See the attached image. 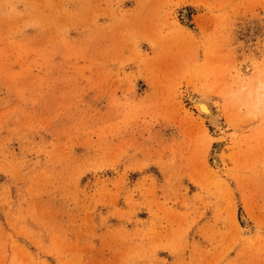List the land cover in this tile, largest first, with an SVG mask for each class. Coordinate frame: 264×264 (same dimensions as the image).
I'll return each instance as SVG.
<instances>
[{
	"label": "rangeland",
	"instance_id": "rangeland-1",
	"mask_svg": "<svg viewBox=\"0 0 264 264\" xmlns=\"http://www.w3.org/2000/svg\"><path fill=\"white\" fill-rule=\"evenodd\" d=\"M261 83L264 0H0V264H264Z\"/></svg>",
	"mask_w": 264,
	"mask_h": 264
},
{
	"label": "bare ground",
	"instance_id": "bare-ground-1",
	"mask_svg": "<svg viewBox=\"0 0 264 264\" xmlns=\"http://www.w3.org/2000/svg\"><path fill=\"white\" fill-rule=\"evenodd\" d=\"M246 69H247V67H246ZM261 85H262V83H261ZM257 86H260V85H257ZM261 87H263L264 88V85H262ZM261 87H256L255 88V90H257V88H261ZM262 89V88H261ZM256 92V91H255ZM263 92V91H262ZM262 92H260L261 94H262ZM260 93H255V97H254V99H255V103H257V104H254V105H259L260 104V102H263L264 103V92H263V94L262 95H260ZM202 94V93H201ZM206 95V94H205ZM201 97H196V99H194V105L196 106V108H197V110H198V112L200 113V114H203L206 118H207V120L209 121V123L213 126V127H215L216 128V126L218 125V115L217 114H215L212 110H211V106H210V104H209V102H208V100H206V98H208V97H206V98H204V95H200ZM207 96V95H206ZM256 96H258V102L256 101ZM260 97V98H259ZM262 101H261V100ZM262 104V103H261ZM260 104V105H261ZM264 105V104H263ZM262 105V106H263ZM261 107V106H260ZM253 114V113H252ZM251 114V115H252ZM253 116V115H252ZM213 162H215V159H214V161Z\"/></svg>",
	"mask_w": 264,
	"mask_h": 264
}]
</instances>
